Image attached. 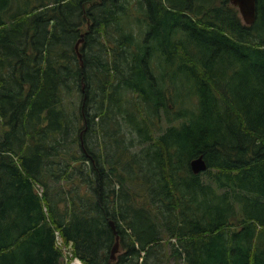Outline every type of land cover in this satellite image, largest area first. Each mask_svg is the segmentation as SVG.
<instances>
[{"label":"trees","instance_id":"obj_1","mask_svg":"<svg viewBox=\"0 0 264 264\" xmlns=\"http://www.w3.org/2000/svg\"><path fill=\"white\" fill-rule=\"evenodd\" d=\"M131 1L0 0V264H264V0Z\"/></svg>","mask_w":264,"mask_h":264},{"label":"water","instance_id":"obj_2","mask_svg":"<svg viewBox=\"0 0 264 264\" xmlns=\"http://www.w3.org/2000/svg\"><path fill=\"white\" fill-rule=\"evenodd\" d=\"M232 6H234L237 9V12L242 19L243 23L246 25H250L254 20V0H227ZM83 39V33H80L79 38L75 41L73 45L74 52L76 54L77 60L80 65H82L81 62V54L79 52V45L82 42ZM82 90V88H81ZM205 163L201 156H197L190 160L189 162V168L192 171V173L196 174L200 171H203L205 169ZM111 231L114 235L113 243L109 249V260H113L115 257V254L119 252V244H118V236L115 233L113 222H108Z\"/></svg>","mask_w":264,"mask_h":264},{"label":"rangeland","instance_id":"obj_3","mask_svg":"<svg viewBox=\"0 0 264 264\" xmlns=\"http://www.w3.org/2000/svg\"><path fill=\"white\" fill-rule=\"evenodd\" d=\"M131 3L132 4H134L135 3V1L134 0H132L131 1ZM214 3L215 4H219V0H214ZM227 4H230V3H228L227 2ZM231 5V4H230ZM238 18L240 19V21L243 23V21H242V19L240 18V16H239V14H238ZM127 26H130V27H132V28H135L136 27V29L138 28V26H137V24L135 25V23L134 22H132V23H128V24H126ZM85 26H86V24L84 25V23H83V25H81V29L82 30H84L85 29ZM172 93L173 94H175V95H183V93H184V91H183V89L181 88V86L180 85H178V84H176V86H175V88H173V90H172ZM136 95L134 94V93H130V92H125L124 93V97H125V99L127 100H129V101H133V99H134V97H135ZM71 99L73 100V102H74V107H75V109H76V103L78 102V96H76V95H73V97L72 98H68V97H65L64 98V100H66L65 102H68L69 100L71 101ZM76 112H77V110H76ZM3 120L2 119H0V132H1V135H2V132L6 129V127H4V128H2L3 126H2V124H3ZM161 123V127H163L164 126V123L163 122H160ZM81 129H82V127H81ZM158 133V131H154L153 132V135H155V134H157ZM127 135H129V134H127ZM78 147H79V149L81 148L80 146H79V143H75L74 144V148H75V152H77L78 153ZM139 147H135V143H134V145H133V148H131V150H136V149H138ZM62 184H63V187L64 188H69V186H70V184H65L64 183V181H62ZM35 188H36V191H37V193L38 194H40V192H41V188L39 187V186H35ZM131 189H132V186H131ZM80 191H83L84 192V189H80ZM141 199H142V197H140ZM55 244L58 246V248L61 250V253H62V256H61V259H62V262H63V264H68V261H69V259L70 258H72V257H74L70 252V248H69V246H65V245H63L62 243H61V241L57 238V235H56V238H55ZM168 254V252L166 251V255ZM167 264H171V262H172V260L171 259H167Z\"/></svg>","mask_w":264,"mask_h":264},{"label":"built area","instance_id":"obj_4","mask_svg":"<svg viewBox=\"0 0 264 264\" xmlns=\"http://www.w3.org/2000/svg\"><path fill=\"white\" fill-rule=\"evenodd\" d=\"M55 238H56V235H55ZM57 238L59 239L58 236H57ZM68 264H83V263L81 262V260L79 258L74 256V257L69 259Z\"/></svg>","mask_w":264,"mask_h":264}]
</instances>
